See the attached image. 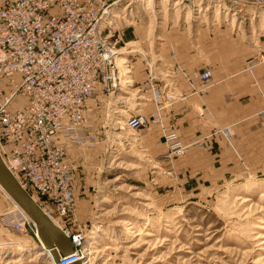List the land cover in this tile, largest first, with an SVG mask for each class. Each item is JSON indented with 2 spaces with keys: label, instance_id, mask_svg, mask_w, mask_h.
<instances>
[{
  "label": "rangeland",
  "instance_id": "1",
  "mask_svg": "<svg viewBox=\"0 0 264 264\" xmlns=\"http://www.w3.org/2000/svg\"><path fill=\"white\" fill-rule=\"evenodd\" d=\"M169 2L122 0L112 9L118 17L109 24L102 22L101 29L111 27L102 37L116 51V60L121 51L133 82L124 90L107 92L102 87L105 75L97 72V93L85 105L92 133L85 140L94 136L93 144L72 147L67 159L75 168L72 209L64 216L53 205L46 211L65 233L82 239L80 252L91 249L89 264H264V165L255 171L246 168L243 176L212 179L179 167L185 150L169 155L157 143L164 128L161 110L178 97L200 123L211 114L203 99L210 85L201 91L189 79L196 101L180 97L181 80L188 75L179 53L187 46L199 50L194 42L196 26L211 23L213 13L230 18L236 12L239 26L215 23L238 30L254 44L264 13L253 12L247 0L226 6L219 1L222 7L208 2L196 7L189 0L177 11ZM185 11L190 14L186 21ZM107 18H112L110 13ZM251 32L256 33L253 38ZM179 36L192 42L187 45ZM263 55L261 49L246 65L249 74L264 64ZM155 92L163 105L155 102ZM149 104L155 107L153 118L147 115ZM258 114L264 118V109ZM133 117H144L146 124L130 129ZM156 125L161 131L153 143L149 137L157 133ZM167 129L175 132L172 124ZM214 129L225 130L213 124L203 128L207 136L233 137L229 129L230 138L214 134ZM203 144L197 140L194 145L209 148ZM16 218L13 201L0 189V264H53L36 229H16Z\"/></svg>",
  "mask_w": 264,
  "mask_h": 264
},
{
  "label": "built area",
  "instance_id": "2",
  "mask_svg": "<svg viewBox=\"0 0 264 264\" xmlns=\"http://www.w3.org/2000/svg\"><path fill=\"white\" fill-rule=\"evenodd\" d=\"M121 1L0 0V157L41 207L49 210L47 205H53L61 216L73 203L75 168L67 160L70 147L93 144L94 136L85 140L92 134L85 105L97 93V72L105 75L102 87L107 92L120 89L124 82L116 51L102 37L111 27L101 29ZM201 2L216 5L213 0ZM211 79L205 70L190 83L206 91ZM154 98L163 105L156 92ZM145 124L144 117L128 121L130 129ZM162 133L169 155L184 152L186 146L175 132L163 128ZM213 133L231 137L228 129ZM13 225L20 231H35L28 217L20 214ZM72 240L73 254L60 255L59 264L80 260L77 247L82 239L72 236Z\"/></svg>",
  "mask_w": 264,
  "mask_h": 264
},
{
  "label": "crops",
  "instance_id": "3",
  "mask_svg": "<svg viewBox=\"0 0 264 264\" xmlns=\"http://www.w3.org/2000/svg\"><path fill=\"white\" fill-rule=\"evenodd\" d=\"M193 1V5L200 6L201 0ZM218 1L225 6L237 3L234 0ZM247 1L248 8H251L253 12L264 13V0ZM170 6L177 11L180 4ZM208 9L209 7L207 11ZM184 13L185 15L182 14L184 20H189V12ZM221 17L213 13L211 23L200 22L196 26L194 42L199 48L198 51H193L192 47L187 46L179 53L185 61L184 70L188 75L187 80H181L179 88L184 94L181 92L180 97L185 101L187 99H190V102L196 101L195 94L189 91L191 86L188 80L197 78L204 70L210 71L212 82L207 93L203 95V99L211 114L206 115L204 121L200 123L192 110L179 97L172 101L168 108L161 110L163 127L167 128L172 124L178 140L186 146L185 155L179 167H189L190 172H198V175L203 173L205 177L212 179L243 176L246 174V168L249 167L255 171L262 169L264 165V118L258 116L259 111L264 109V64L257 65L252 74L245 70L246 65L258 51L262 49L264 53V34L262 33L264 23L258 24V31L261 33L252 44L247 42L238 30L231 29L225 24L215 23L217 20L228 21L231 25L239 26L237 18H229L227 15H221ZM251 33L253 38L256 33ZM181 37L177 38L187 45L192 42L191 39L188 41L187 36ZM139 53L143 55V52ZM254 81L257 83L256 86L253 85ZM149 105L150 111L147 115L153 118L155 107L153 104ZM208 124L229 129L233 137L227 139L223 135L207 136L208 132L203 128ZM154 130L157 133L154 132L149 139L150 142L156 143L161 127L156 125ZM197 140H203V145L209 148L202 149L195 146ZM157 143L162 144V151L169 153L162 134Z\"/></svg>",
  "mask_w": 264,
  "mask_h": 264
},
{
  "label": "water",
  "instance_id": "4",
  "mask_svg": "<svg viewBox=\"0 0 264 264\" xmlns=\"http://www.w3.org/2000/svg\"><path fill=\"white\" fill-rule=\"evenodd\" d=\"M0 187L17 204L35 225L37 239L40 245L51 252L54 264H59L58 252L61 256L73 254L74 248L70 236L55 225L52 219L35 202L30 194L19 184L12 173L7 169L0 157ZM71 264H81L80 260Z\"/></svg>",
  "mask_w": 264,
  "mask_h": 264
},
{
  "label": "bare ground",
  "instance_id": "5",
  "mask_svg": "<svg viewBox=\"0 0 264 264\" xmlns=\"http://www.w3.org/2000/svg\"><path fill=\"white\" fill-rule=\"evenodd\" d=\"M168 1H170L169 3L170 4H173V5H177V4H180L181 5V3H180V0H168ZM218 1V0H217ZM120 3V2H119ZM118 4V3H117ZM202 5V2H201V4H200V6ZM215 6H219V7H222V5H218V4H216ZM127 8H129L128 6H126ZM126 7H125V9H126ZM196 7H198V6H196ZM123 9V8H122ZM121 9V10H122ZM210 9V8H209ZM113 11V10H112ZM112 11H111V13H110V15L112 16V18H105L104 19V22L103 23H106V20L108 21L107 22V24H109V23H111V22H113V20L114 19H116L117 17H118V13H116V12H113L114 14H112ZM232 17H235V18H237V13L235 12V14L233 13L232 14ZM109 19V20H108ZM103 23L101 24V25H103ZM119 54H121V55H123L122 53H121V51L120 50H118L117 51ZM118 56V59H117V61H118V65H119V68H120V76H123L124 77V82H122V83H120V89L122 90H124V89H126V87H129V85L133 82L131 79H130V75H128L129 73H131V71L130 70H128V69H126L125 68V66L123 65V64H127V61H126V59L124 58V56ZM123 83H124V85H123ZM169 84V83H168ZM122 85V86H121ZM132 85V84H131ZM170 87V86H169ZM173 87V86H172ZM171 89V88H170ZM130 90V89H129ZM126 94L128 93V92H125ZM0 189H2L1 187H0ZM6 194V193H5ZM6 196H8L7 194H6ZM9 197V196H8ZM10 198V197H9ZM14 203V202H13ZM38 204V203H37ZM39 205V204H38ZM40 206V205H39ZM14 207H15V211H17V214H20V215H22V216H24V217H27L26 215H25V213L23 212V210L17 205V204H15L14 203ZM41 207V206H40ZM43 210H44V212L52 219V221H53V223L55 224V225H57L56 223H55V220H53V218L51 217V215L43 208V207H41ZM52 212V211H51ZM31 222V221H30ZM33 224V223H32ZM34 225V224H33ZM34 227H35V225H34ZM59 227V226H58ZM35 229H36V227H35ZM65 234H67L68 236H69V234L68 233H65ZM36 236H37V232H36ZM148 236V235H147ZM75 238V240L77 241L78 240V237H74ZM70 239H71V242L73 243L74 241L72 240V236H70ZM42 249L45 251V254L47 255V256H49V258L51 259V262L53 263V260H52V257H51V252L49 251V250H47V249H45V248H43L42 247ZM57 253H58V256H60L61 254L58 252V250H57ZM93 254H92V251H91V249H89V250H87L86 251V253H84L83 251L81 252V253H79L78 254V259H80V262H81V264H89L90 263V257L92 256ZM54 264V263H53Z\"/></svg>",
  "mask_w": 264,
  "mask_h": 264
}]
</instances>
